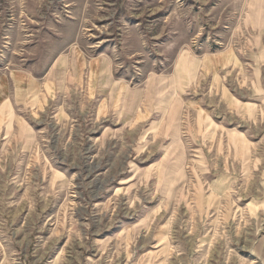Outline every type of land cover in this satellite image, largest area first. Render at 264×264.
Masks as SVG:
<instances>
[{"label": "rangeland", "instance_id": "rangeland-1", "mask_svg": "<svg viewBox=\"0 0 264 264\" xmlns=\"http://www.w3.org/2000/svg\"><path fill=\"white\" fill-rule=\"evenodd\" d=\"M0 75V264H264V0H0Z\"/></svg>", "mask_w": 264, "mask_h": 264}, {"label": "crops", "instance_id": "crops-1", "mask_svg": "<svg viewBox=\"0 0 264 264\" xmlns=\"http://www.w3.org/2000/svg\"><path fill=\"white\" fill-rule=\"evenodd\" d=\"M3 79H4V76L0 75V87H2V89L0 90V100L3 99V96H4V91H3V86H2Z\"/></svg>", "mask_w": 264, "mask_h": 264}, {"label": "bare ground", "instance_id": "bare-ground-1", "mask_svg": "<svg viewBox=\"0 0 264 264\" xmlns=\"http://www.w3.org/2000/svg\"><path fill=\"white\" fill-rule=\"evenodd\" d=\"M262 1V0H261ZM258 2V1H257ZM254 4V3H253ZM255 5V4H254ZM257 7V6H256ZM263 9V8H262ZM75 59V58H74ZM61 62V61H60ZM105 63V62H104ZM62 65V64H61ZM95 65H96V63H95ZM66 66V65H65ZM208 66V65H207ZM56 67V66H55ZM58 67V66H57ZM60 67V66H59ZM95 68V67H94ZM58 69V68H57ZM62 69V68H61ZM65 69V68H64ZM75 69V68H74ZM92 70V69H91ZM95 70H96V68H95ZM60 70H58V72H59ZM92 71H94V70H92ZM75 72V71H74ZM105 72V71H104ZM109 72V71H108ZM58 74V73H57ZM64 74H65V72H64ZM62 75V74H61ZM74 75V74H73ZM64 80V79H63ZM110 80V79H109ZM153 81V80H152ZM156 83V82H155ZM160 83V82H159ZM161 84H163V83H161ZM108 85V84H107ZM112 86V85H111ZM150 87H151V85H150ZM33 88H35V86H33ZM151 89V88H150ZM30 92H31V90H30ZM149 96V95H148ZM152 98V97H151ZM174 99V98H173ZM178 113V112H177ZM171 121H172V118H171ZM170 121V122H171ZM176 123V122H175Z\"/></svg>", "mask_w": 264, "mask_h": 264}]
</instances>
